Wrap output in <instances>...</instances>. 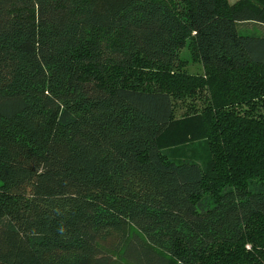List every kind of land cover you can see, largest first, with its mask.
<instances>
[{
    "label": "trees",
    "instance_id": "16d2710c",
    "mask_svg": "<svg viewBox=\"0 0 264 264\" xmlns=\"http://www.w3.org/2000/svg\"><path fill=\"white\" fill-rule=\"evenodd\" d=\"M0 264H264V0H0Z\"/></svg>",
    "mask_w": 264,
    "mask_h": 264
},
{
    "label": "rangeland",
    "instance_id": "374dc122",
    "mask_svg": "<svg viewBox=\"0 0 264 264\" xmlns=\"http://www.w3.org/2000/svg\"><path fill=\"white\" fill-rule=\"evenodd\" d=\"M227 1L229 4H234L238 0H227ZM181 58L183 60H186L188 63V66L186 67L187 73L192 74V75H199V74L201 75L202 74L201 67L196 62H193L190 53L186 49L183 52H181ZM183 113H184V108L178 109L177 113H176V118H180ZM202 145L203 144L198 143V142L192 143L187 148H185V149L182 148L183 149L182 151H179V149L177 150L178 152H176V150L174 152L172 150H169V154L171 156H174V155L180 156V154L183 155V153H186V154L191 153L193 155L192 159L197 161L199 164H201V166H204L205 161H206L205 155L207 153L204 151V148Z\"/></svg>",
    "mask_w": 264,
    "mask_h": 264
}]
</instances>
